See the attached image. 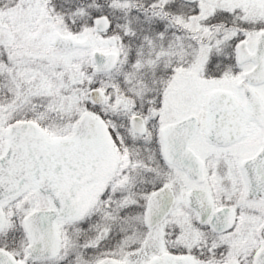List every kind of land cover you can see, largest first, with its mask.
Wrapping results in <instances>:
<instances>
[{
  "label": "snow or ice",
  "instance_id": "obj_1",
  "mask_svg": "<svg viewBox=\"0 0 264 264\" xmlns=\"http://www.w3.org/2000/svg\"><path fill=\"white\" fill-rule=\"evenodd\" d=\"M0 264H264V0H0Z\"/></svg>",
  "mask_w": 264,
  "mask_h": 264
}]
</instances>
